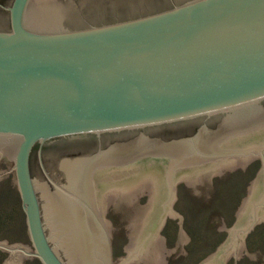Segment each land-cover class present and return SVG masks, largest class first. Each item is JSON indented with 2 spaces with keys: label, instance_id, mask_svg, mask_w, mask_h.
Here are the masks:
<instances>
[{
  "label": "water",
  "instance_id": "water-1",
  "mask_svg": "<svg viewBox=\"0 0 264 264\" xmlns=\"http://www.w3.org/2000/svg\"><path fill=\"white\" fill-rule=\"evenodd\" d=\"M255 156L206 264L264 220V0H0V179L32 246L0 241L3 264H114L108 208L147 188L120 264H161L177 182Z\"/></svg>",
  "mask_w": 264,
  "mask_h": 264
},
{
  "label": "rangeland",
  "instance_id": "rangeland-1",
  "mask_svg": "<svg viewBox=\"0 0 264 264\" xmlns=\"http://www.w3.org/2000/svg\"><path fill=\"white\" fill-rule=\"evenodd\" d=\"M239 166L222 167L211 176L200 173L193 186L184 181L177 182L179 197L171 208L178 217L166 215L157 233L171 251L163 264H206L210 259L206 260L207 257L225 241L226 229L235 223L242 199L235 197L234 191L239 187V195H245L249 182L259 172V165H255L246 171L237 169L232 173L231 170ZM146 192L149 194L148 189ZM139 197L134 208L132 199L108 208V220H113L111 226H116L114 264H120V257L128 254L133 239L129 223H135L136 211L146 209L144 203L151 200L150 196L148 200L145 196ZM0 241L32 249L13 170L0 179ZM7 258L8 253L0 249V264ZM234 263L264 264V220L244 236V248ZM20 264L42 263L35 257L25 256Z\"/></svg>",
  "mask_w": 264,
  "mask_h": 264
},
{
  "label": "flooded vegetation",
  "instance_id": "flooded-vegetation-1",
  "mask_svg": "<svg viewBox=\"0 0 264 264\" xmlns=\"http://www.w3.org/2000/svg\"><path fill=\"white\" fill-rule=\"evenodd\" d=\"M243 162V163H242ZM240 164L241 165H243L244 167H241V166H239L238 164H237V166H239L238 168H236V169H234V170H231L232 171V173H235L234 171L235 170H237V169H239V170H243V171H246L247 170V168L248 167H252V166H255V165H259V170H260V168L262 167V162H261V159L258 157V156H255V157H252L249 161L248 160H243ZM235 166V165H234ZM234 168V167H233ZM227 179V178H226ZM213 180V179H212ZM254 180V179H253ZM253 180L251 181V182H249V184L248 185H250L249 187H247V191H246V193H245V195H239L240 193H239V187H237V189H235V193L233 194L235 197H238L239 199H241V202L244 200V199H246V197L248 196V194H249V191H250V187H251V184H252V182H253ZM239 190V191H238ZM238 191V192H237ZM140 195L143 197V196H145L146 197V199L148 200L149 199V196H150V193L148 194L147 192H146V190H144L143 192H141L140 193ZM139 195V196H140ZM138 196V198L137 199H139L140 197ZM151 197V196H150ZM177 197H179V195H178V186H176V188H175V200H176V198ZM239 208V207H238ZM108 212H109V210H108ZM236 216H237V214H236Z\"/></svg>",
  "mask_w": 264,
  "mask_h": 264
},
{
  "label": "bare ground",
  "instance_id": "bare-ground-1",
  "mask_svg": "<svg viewBox=\"0 0 264 264\" xmlns=\"http://www.w3.org/2000/svg\"><path fill=\"white\" fill-rule=\"evenodd\" d=\"M241 163V162H240ZM239 163V164H240ZM232 166H234V165H232ZM232 166H227V167H232ZM226 167V168H227ZM148 190H149V188H147ZM146 189V190H147ZM149 193H150V191H149ZM151 196V195H150ZM152 200V199H151ZM171 251H169L165 246H164V250H163V253H162V260H161V264H163L164 262H165V257L170 253ZM239 254H241V250H240V252H239ZM239 254L237 255V257L239 256ZM25 257V256H24ZM130 264H138V262L137 261H132Z\"/></svg>",
  "mask_w": 264,
  "mask_h": 264
}]
</instances>
